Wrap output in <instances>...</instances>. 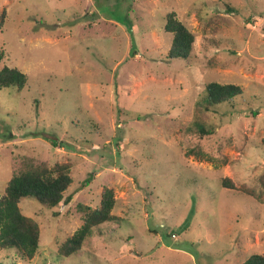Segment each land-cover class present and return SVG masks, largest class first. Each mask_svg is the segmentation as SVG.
<instances>
[{
    "label": "rangeland",
    "instance_id": "rangeland-1",
    "mask_svg": "<svg viewBox=\"0 0 264 264\" xmlns=\"http://www.w3.org/2000/svg\"><path fill=\"white\" fill-rule=\"evenodd\" d=\"M172 13L193 35L169 59ZM0 197L32 161L66 164L67 204L21 199L39 227L25 261L0 264H241L264 254V0H0ZM241 94L203 110L207 83ZM210 134L200 136L194 121ZM230 180L234 189L223 187ZM252 191V196L241 188ZM111 188L117 219L73 258L55 240ZM170 235V236H166Z\"/></svg>",
    "mask_w": 264,
    "mask_h": 264
},
{
    "label": "trees",
    "instance_id": "trees-1",
    "mask_svg": "<svg viewBox=\"0 0 264 264\" xmlns=\"http://www.w3.org/2000/svg\"><path fill=\"white\" fill-rule=\"evenodd\" d=\"M2 15L0 16V25ZM164 31L171 34L169 59L185 60L192 51L194 37L186 27L176 20L172 13L166 16ZM2 53L0 52V61ZM26 83V76L16 68L0 66V88L15 87L21 89ZM241 94L240 87L233 84L207 83L204 86V98L201 102L203 110L231 102ZM196 132L200 136L210 134L200 121H194ZM264 146V138L261 139ZM23 168L13 173L6 181L3 194L0 197V250L14 251L19 258L27 261L35 255L39 245V227L37 222L25 216L19 209L21 199H33L40 206L52 209L60 204H67L69 197L64 192L71 183L66 164H54L46 167L32 161L23 163ZM223 187L234 189L230 180H222ZM242 192L252 196V191L241 188ZM115 198L111 188H104L100 195L98 207L89 208L81 204L77 207L82 214V224L71 236L55 240L58 255L73 258L81 249L86 238L100 225L115 221L111 214ZM170 236V235H166ZM241 264H264V254L253 253Z\"/></svg>",
    "mask_w": 264,
    "mask_h": 264
}]
</instances>
